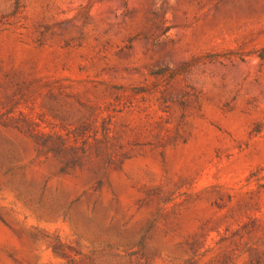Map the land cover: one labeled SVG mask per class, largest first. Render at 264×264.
Segmentation results:
<instances>
[{"label": "rangeland", "instance_id": "obj_1", "mask_svg": "<svg viewBox=\"0 0 264 264\" xmlns=\"http://www.w3.org/2000/svg\"><path fill=\"white\" fill-rule=\"evenodd\" d=\"M0 264H264V0H0Z\"/></svg>", "mask_w": 264, "mask_h": 264}]
</instances>
